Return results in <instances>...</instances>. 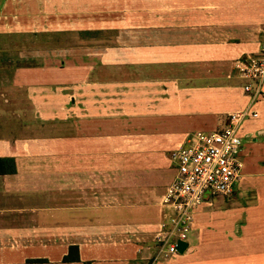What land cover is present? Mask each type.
<instances>
[{
  "label": "crops",
  "instance_id": "0c3cea01",
  "mask_svg": "<svg viewBox=\"0 0 264 264\" xmlns=\"http://www.w3.org/2000/svg\"><path fill=\"white\" fill-rule=\"evenodd\" d=\"M166 3L172 5L167 7ZM170 16L175 19L186 18V28H210L212 25L228 24L232 27L224 29L234 31L236 35L242 29L248 38L242 41V38L238 39L240 36L234 35V41L229 42L238 49V55L253 54L264 45V0H4L0 6V33L17 32L18 35L26 31L32 37H39L40 34L46 39L58 36L61 41L54 48L59 56L58 69H53L48 61V48L53 47L44 43L43 47H34L32 50L34 54L38 48V52L48 55L37 60L41 65L37 72L34 58L30 60L33 62L32 67L26 68L22 64L21 66L25 65L24 68L16 69L11 65L12 62L2 58L0 68L5 73L0 75V85L5 87L1 84L3 82L11 88H24L27 90L24 93L29 98L38 96L39 88L45 94H50V83L67 81L68 73H65L63 63L68 59V52L72 48L87 49L88 54L99 56L106 52L113 54V58L98 61L97 67L101 69L107 66L105 62L121 61L115 45L133 49L130 45L138 41L145 49L162 50V46L155 45L160 43L157 39L174 28L160 31L156 25L163 17ZM150 35L152 38L149 43ZM132 39L134 40L131 41ZM227 44L228 41L225 40L219 47L226 48ZM88 54L86 56L92 57ZM130 56L128 53V57L122 58L124 61L120 63L125 62V66L144 63L143 59L134 61ZM44 67H48L49 72L44 74ZM52 69L55 73H51ZM113 76L114 73L107 72L98 75L95 80L99 78L101 81H110L109 78ZM34 77L39 82V88L32 86ZM220 77L225 80L218 79ZM230 77L229 73L185 76L187 84L176 88L179 95L174 99L173 149L182 144L187 133L218 129L225 124L228 113L246 105L248 98L241 87L235 91L227 85L226 79ZM32 87L37 92L33 93ZM1 95L7 97V93L1 92ZM18 96L20 100H24L21 92L16 95L17 101ZM74 99H77L76 96ZM64 105L65 110L76 108L75 113L80 118L89 112V108L82 105ZM256 109L258 117L245 121L241 130L242 149L239 157L242 175L233 192L228 195L231 202L213 203L210 199L201 205L194 214L187 250L174 257L185 256L192 249L202 248L221 237L230 238L236 222H240L242 232L238 236L253 230L264 231V98L257 102ZM91 111L96 112L95 109ZM154 116V121L147 123L156 124L159 117ZM161 119L164 120V117ZM76 125L79 130V123ZM0 132V157L13 158L16 169L13 173L0 174V264H152L157 246L150 236L155 235L161 222L174 215L172 206L163 203L166 187L176 174L175 165L168 158L169 154L165 152L164 156L156 157V151L154 154L150 153L148 160L144 158L145 162H150L148 165L134 172L129 171L125 176L127 184L121 187L122 198L137 196L136 200L131 197L133 201L123 200L104 208L93 201L100 191H93L90 186L98 187L100 172L96 167L99 162H107V155L100 152L97 138L89 137L87 133L82 135L79 131L75 132L74 145L62 143L55 153H58V161L61 163L71 160L78 163L76 176L83 172L81 179H85L88 186L82 187L80 181L70 185L75 187L76 197L73 202L63 200V196L64 199L67 197V191H59L65 194L60 197L59 204L48 201V197L43 203H25L20 202V194H29L26 186H33V177L32 181L20 180L23 173L20 160L43 162L46 156L28 153L20 159L18 152L28 150L29 145L25 139L19 138V127L3 122L0 123ZM49 155L52 157L51 153ZM46 159V162L53 161L52 158ZM164 164L168 168H161ZM61 171L71 170L62 165ZM130 177L137 182L128 183ZM147 184L151 185L150 190H147ZM158 184H165L163 192L155 187ZM64 188L67 190L66 184ZM83 195H87L86 198L90 200L84 201ZM100 223H103V228L99 230ZM72 226L74 235H69L68 227ZM85 227H96L109 241L106 238L99 240V231L86 239L84 236L88 234L80 231ZM131 229H137L138 232L133 240L128 239ZM190 237L193 244L189 243ZM71 245L77 246L78 260L66 261L64 258ZM161 262L160 259L154 264H162Z\"/></svg>",
  "mask_w": 264,
  "mask_h": 264
},
{
  "label": "rangeland",
  "instance_id": "374dc122",
  "mask_svg": "<svg viewBox=\"0 0 264 264\" xmlns=\"http://www.w3.org/2000/svg\"><path fill=\"white\" fill-rule=\"evenodd\" d=\"M3 1L0 0V6ZM171 5L166 3L167 7ZM185 22L186 18L175 19L174 16L163 17L158 21L157 30L164 31V28H174L157 39L160 43L155 45L162 46V50L145 49L140 46L138 41L130 45L133 49H124L123 46L115 45L121 61H124L122 58H127L130 53V58H133L134 61L143 59V64H132L128 67L125 66V62L120 63L121 61L105 62L108 67L104 66L101 69L97 67L98 61L113 58V54L109 52L100 56L88 54L87 49L78 47L72 48L68 52V59L63 63L65 73H68L67 81L60 80L50 83V94H45L44 90L39 88V82L35 80V77L32 86L39 89L37 92L32 87V92L38 93V96H34V98H29L25 94L27 90L24 88L18 89L17 86L11 88L5 83H1L5 87L0 85V93H7V97L0 96V123H9L10 126H16V128L18 126L19 138L25 139L29 145L28 150L18 152L20 159L26 157L25 154L28 153L31 155L40 153V155L46 156H44L43 162L20 160V168L23 171L20 180L23 182L32 181L31 177H33L34 186L29 184L28 187L26 186L29 194L26 195L25 192L24 195L20 194V202L43 203L48 197V201L59 204L60 197L65 195L59 191H67V197L64 199L63 196V200L73 202L76 197L75 187H70V185L80 181L82 187L88 186L85 179H81L83 172H79L76 176V166L79 164L74 160L61 163L58 161V153H55L62 143L73 146L75 142L73 135L78 131L82 135L87 133L89 137L97 138L100 152L102 151L108 158L107 162H99L96 167L100 172L98 187L90 186V188L93 191L99 190L100 194L97 193L98 195L93 198V201L98 202L97 205L100 207L106 208L107 205L121 203L123 200H136L137 196L122 198L121 187L127 184L125 176L129 171L134 172L148 165L150 162H145L144 158L148 160L150 153L156 151V157H158L164 156L166 152L167 155L169 154L168 158L170 157L171 151L174 150V99H177L179 95L176 88L187 84V80H184L185 76L188 74L213 76L229 73L231 77L226 79L227 85L235 91L239 87L242 89V82L237 76L235 63L240 56L248 53L239 54V56L238 49L230 45L229 42L234 41L232 38L234 35L240 36L238 39L242 38V41H245L248 38L247 33L242 29L238 30L237 35L234 31L229 32L224 29L232 27L228 24L224 26L212 25L210 28H186L187 23ZM11 33H0V61L5 59L12 62L11 65L15 69L16 67L24 68L25 65L28 68L32 67L33 62L30 60L34 58L36 61L34 68L37 72L41 66L37 60L41 56H48L38 52L40 50L38 48L47 43L48 46L53 47L48 48L50 49L48 61L53 69L59 68L58 52L54 51V48L58 46V41H61L58 36L46 39L42 37L43 34H40L39 37H32V34L26 31L18 33V35H16L17 32ZM151 36L148 40L149 43ZM225 40L228 41L226 48L219 47ZM187 44L189 47L186 46ZM34 47L38 48L33 54ZM0 64L2 63L0 62ZM22 64L25 65L21 66ZM53 69L51 73H55ZM46 71L49 72L48 67H44L42 70L44 74ZM107 72L114 73V76L109 78L110 81H101L99 78V81L95 80L98 75ZM4 73L0 68V75L3 76ZM213 79L217 80V78ZM218 79L225 80L222 77ZM215 83L217 82L215 81ZM18 92L23 94L24 100H20V96H18L19 101H17ZM75 96L77 99H74ZM65 103L75 107L82 105L89 108L90 113L81 115L80 118L75 113L76 108L65 110ZM91 109H95L96 112H92ZM155 111L157 112L155 113ZM154 115L159 117V121L156 124L147 123L154 121V117H156ZM161 117H164V120ZM75 118L79 120H75ZM11 120L12 122H10ZM78 123L79 130L76 129ZM46 158H52L53 161L46 162ZM62 165H66L71 171H61ZM161 168L166 169L168 166L164 164ZM26 171H35V173ZM133 182L137 181L131 178L129 182L128 179V183ZM21 184L27 185V183ZM65 184L67 190L64 188ZM149 185H146L147 190H150ZM155 187L163 192L165 184H158ZM149 195L152 193L149 192ZM86 197L87 195H83V200L88 202L90 198ZM211 199L213 203L231 202L229 196H215ZM100 213L105 214L101 211ZM239 223L236 222L233 225V235L230 238L221 237L218 240L210 241L202 248L192 249L190 253L179 258L163 257L161 263L264 264V231L253 230L248 231L246 235L238 236L242 233ZM102 225L103 223L99 224V230L103 228ZM73 228V226L68 227L69 235H74ZM99 230L96 227L94 229L85 227L80 231L82 234H88L84 237L90 239L92 234ZM128 233L130 236L128 239L131 240L135 238V235H138L137 229H131ZM98 238L99 240L100 238L105 239L106 235L103 236L99 231ZM150 238L152 241L154 236H150ZM189 243L193 244L191 237Z\"/></svg>",
  "mask_w": 264,
  "mask_h": 264
},
{
  "label": "built area",
  "instance_id": "2783aa9c",
  "mask_svg": "<svg viewBox=\"0 0 264 264\" xmlns=\"http://www.w3.org/2000/svg\"><path fill=\"white\" fill-rule=\"evenodd\" d=\"M235 70L248 98L246 105L228 113L218 129L187 133L170 153L176 174L166 187L163 203L172 206L174 215L158 226L152 264L176 256L178 242L188 243L195 211L212 197L230 195L241 178V130L245 121L258 117L256 105L264 98V45L253 54L240 56Z\"/></svg>",
  "mask_w": 264,
  "mask_h": 264
},
{
  "label": "trees",
  "instance_id": "16d2710c",
  "mask_svg": "<svg viewBox=\"0 0 264 264\" xmlns=\"http://www.w3.org/2000/svg\"><path fill=\"white\" fill-rule=\"evenodd\" d=\"M15 164L13 158L0 157V174L15 172ZM66 261L78 260L77 246L71 245L69 247L68 255L64 258Z\"/></svg>",
  "mask_w": 264,
  "mask_h": 264
},
{
  "label": "water",
  "instance_id": "95a60500",
  "mask_svg": "<svg viewBox=\"0 0 264 264\" xmlns=\"http://www.w3.org/2000/svg\"><path fill=\"white\" fill-rule=\"evenodd\" d=\"M187 246H188L187 242L179 241L178 245H177V249H178L179 253H183Z\"/></svg>",
  "mask_w": 264,
  "mask_h": 264
}]
</instances>
